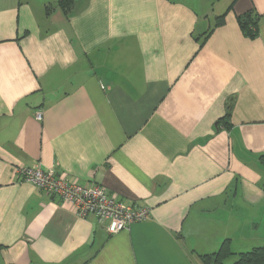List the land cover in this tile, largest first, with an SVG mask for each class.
Masks as SVG:
<instances>
[{
  "label": "crops",
  "instance_id": "crops-1",
  "mask_svg": "<svg viewBox=\"0 0 264 264\" xmlns=\"http://www.w3.org/2000/svg\"><path fill=\"white\" fill-rule=\"evenodd\" d=\"M56 2L0 0V264H203L225 239L232 263L263 244L264 0ZM35 161L149 215L108 234L20 181Z\"/></svg>",
  "mask_w": 264,
  "mask_h": 264
},
{
  "label": "built area",
  "instance_id": "built-area-1",
  "mask_svg": "<svg viewBox=\"0 0 264 264\" xmlns=\"http://www.w3.org/2000/svg\"><path fill=\"white\" fill-rule=\"evenodd\" d=\"M18 179L32 183L49 197L69 203L79 217L95 215L108 234L126 230L130 224L143 221L149 215L147 207L118 201L99 184H81L67 179L55 174L53 169H42L36 161L19 168Z\"/></svg>",
  "mask_w": 264,
  "mask_h": 264
},
{
  "label": "trees",
  "instance_id": "trees-1",
  "mask_svg": "<svg viewBox=\"0 0 264 264\" xmlns=\"http://www.w3.org/2000/svg\"><path fill=\"white\" fill-rule=\"evenodd\" d=\"M74 3L75 0H57L56 5L68 16ZM49 8L50 6L46 7V13L49 12ZM216 20L217 24H221L223 22V15L218 16ZM238 21L246 36L250 38L255 37L257 34V19L252 16L251 11L238 16ZM259 159L264 168V154L260 155ZM229 244V239H225L215 252L200 255L203 264H264V243L254 246L248 251L238 253V258L234 262L227 263L225 259L232 254Z\"/></svg>",
  "mask_w": 264,
  "mask_h": 264
}]
</instances>
